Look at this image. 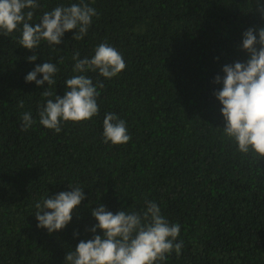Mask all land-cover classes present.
<instances>
[{"label":"trees","instance_id":"trees-1","mask_svg":"<svg viewBox=\"0 0 264 264\" xmlns=\"http://www.w3.org/2000/svg\"><path fill=\"white\" fill-rule=\"evenodd\" d=\"M38 2L33 25L80 0ZM84 2L98 13L87 35L77 41L66 32L58 46L42 41L35 62L17 43L19 32L0 35V264H65L67 252L93 236L92 209L141 211L146 199L180 225L181 254L164 264H264V158L254 161L222 138L214 96L223 66L247 59L239 51L243 32L264 26L257 0ZM102 42L122 54L126 68L112 79L85 73L94 84L103 81L98 115L66 122L58 134L45 128L39 108L63 97L64 82L77 74L74 53L91 58ZM44 62L59 70L47 98V83L25 82ZM25 112L35 123L21 131ZM109 112L126 122L127 144L103 142ZM69 185L83 188L86 199L66 228L50 235L37 227L35 203Z\"/></svg>","mask_w":264,"mask_h":264},{"label":"clouds","instance_id":"clouds-1","mask_svg":"<svg viewBox=\"0 0 264 264\" xmlns=\"http://www.w3.org/2000/svg\"><path fill=\"white\" fill-rule=\"evenodd\" d=\"M39 7L38 0H0V35L8 37L19 32L17 43L34 53L27 58L30 63L37 60L35 53L42 41L58 46L69 31L74 32L73 40H82L92 18L98 15L93 7L80 0L45 12L40 22L33 25L30 22ZM257 8L264 19V4L259 0ZM242 37L239 51L246 53L247 59L223 66V77L217 75L214 81L222 87L214 96L222 105V138L234 142L239 153L250 154L254 161H259L264 158V26L250 27ZM72 59L73 72L77 74L64 82L67 90L63 97L47 99L38 111L39 123L57 134L64 123L90 120L99 113L98 88L104 87L103 81L97 79L94 84L85 73L112 79L126 68L122 54L106 42L94 49L91 58H80V52L76 51ZM58 71L54 63L37 64L25 76V82H35L38 87L47 83L41 94L51 97L50 86L57 83L54 76ZM18 106L23 108V101ZM21 120V131H27L35 123L31 112L23 113ZM102 135L103 142L112 145L127 144L131 139L126 122L111 112L103 119ZM68 187L70 191L49 195L35 203L37 227L46 229L50 235L66 228L74 210L86 199L83 188ZM91 215L97 222L90 229L92 238L80 240L74 250L68 251L65 264H164L173 252L177 256L181 254L183 241L177 242L180 225L170 223L154 201L146 199L141 211L121 209L116 213L101 204L91 210Z\"/></svg>","mask_w":264,"mask_h":264}]
</instances>
